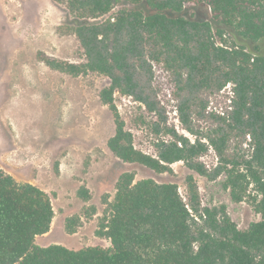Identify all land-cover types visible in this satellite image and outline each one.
Returning a JSON list of instances; mask_svg holds the SVG:
<instances>
[{"label": "trees", "instance_id": "1", "mask_svg": "<svg viewBox=\"0 0 264 264\" xmlns=\"http://www.w3.org/2000/svg\"><path fill=\"white\" fill-rule=\"evenodd\" d=\"M52 1L65 7L63 26L77 38L85 63L45 64L73 76H105L109 85L99 97L114 124L108 150L157 174L184 163L187 203L175 184L135 181L125 172L99 233L109 248L39 247L35 239L48 233L54 216L51 199L0 168V264H264V0ZM151 62L171 74L178 120L195 137L167 131L170 139L156 143L155 156L134 148L114 105L118 93L158 112ZM227 85L228 110L198 136L193 118L206 112L204 96ZM246 140L247 157L229 152L231 143ZM210 149L217 158L212 169L199 161ZM194 175L223 178L231 201L250 199L258 220L239 229L223 205L203 206ZM79 197L88 200L85 191ZM75 224L68 219L66 232L75 233Z\"/></svg>", "mask_w": 264, "mask_h": 264}, {"label": "rangeland", "instance_id": "2", "mask_svg": "<svg viewBox=\"0 0 264 264\" xmlns=\"http://www.w3.org/2000/svg\"><path fill=\"white\" fill-rule=\"evenodd\" d=\"M65 12L63 5L52 0H0V168L16 182L40 188L51 199L52 223L48 233L36 237L37 246L109 248V240L99 233L121 174L132 173L135 181L173 183L187 203L185 178L190 171L177 162L170 165V173L157 174L123 163L108 150L114 124L99 94L109 80L93 72L73 76L45 64L47 60L85 63L77 38L63 26ZM150 66L151 94L158 112H149L118 93L114 105L134 148L155 156L156 143L170 139L167 131L191 142L195 137L178 120L171 74L157 63ZM231 96L230 85L204 96L206 112L193 118L198 136L213 125V116L226 113ZM229 152L247 157L248 140L231 143ZM199 161L212 169L217 158L210 149ZM194 177L203 206L223 205L239 229L258 220L250 199L231 201L222 187L223 178ZM81 191L87 193V201L79 197ZM68 219L76 222L73 234L66 232Z\"/></svg>", "mask_w": 264, "mask_h": 264}]
</instances>
